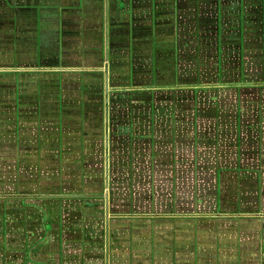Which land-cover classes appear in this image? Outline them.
Segmentation results:
<instances>
[{
	"label": "crops",
	"instance_id": "1",
	"mask_svg": "<svg viewBox=\"0 0 264 264\" xmlns=\"http://www.w3.org/2000/svg\"><path fill=\"white\" fill-rule=\"evenodd\" d=\"M264 262V0H0V264Z\"/></svg>",
	"mask_w": 264,
	"mask_h": 264
},
{
	"label": "rangeland",
	"instance_id": "2",
	"mask_svg": "<svg viewBox=\"0 0 264 264\" xmlns=\"http://www.w3.org/2000/svg\"><path fill=\"white\" fill-rule=\"evenodd\" d=\"M252 262H248V261H246V263H249V264H251V263H253L254 261H255V263L257 262L255 259H253V260H251ZM254 263V264H255ZM262 264H264V262H262Z\"/></svg>",
	"mask_w": 264,
	"mask_h": 264
}]
</instances>
